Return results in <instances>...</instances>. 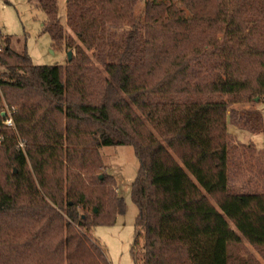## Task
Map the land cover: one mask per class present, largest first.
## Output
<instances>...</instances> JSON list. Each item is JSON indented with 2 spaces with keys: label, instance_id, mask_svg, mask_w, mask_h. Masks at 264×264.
<instances>
[{
  "label": "trees",
  "instance_id": "trees-1",
  "mask_svg": "<svg viewBox=\"0 0 264 264\" xmlns=\"http://www.w3.org/2000/svg\"><path fill=\"white\" fill-rule=\"evenodd\" d=\"M29 2L73 55L36 66L1 38L0 264H110L93 230L125 213L101 175L118 146L140 164L135 264H262L243 240L264 261V187L229 192L228 111L264 102V0H66V24ZM54 107L64 134H40Z\"/></svg>",
  "mask_w": 264,
  "mask_h": 264
},
{
  "label": "rangeland",
  "instance_id": "rangeland-1",
  "mask_svg": "<svg viewBox=\"0 0 264 264\" xmlns=\"http://www.w3.org/2000/svg\"><path fill=\"white\" fill-rule=\"evenodd\" d=\"M58 7L60 20L62 24H66V0H58ZM45 19V14L29 0H0V29L4 45L10 41L18 52L27 51L36 66L66 68L69 64V51L64 45L55 46L51 37L43 32ZM257 102L256 105L233 104L228 111L232 146L229 168L231 194L261 192L264 187V165L258 157L264 149V102ZM4 109L8 110L6 105ZM255 112L262 117V125L256 117L258 114H253ZM65 123L61 109L48 108L39 120L38 131L40 134L56 137L64 134ZM100 155L104 164L101 175L114 178V191L117 197L122 198L125 213L117 216L114 225L97 226L93 235L106 250L110 264H135L131 251L138 210L132 200V187L140 164L131 146L102 148ZM243 248L264 264L259 252L244 240Z\"/></svg>",
  "mask_w": 264,
  "mask_h": 264
},
{
  "label": "built area",
  "instance_id": "built-area-1",
  "mask_svg": "<svg viewBox=\"0 0 264 264\" xmlns=\"http://www.w3.org/2000/svg\"><path fill=\"white\" fill-rule=\"evenodd\" d=\"M2 36H3V32H2V30L0 29V48L3 46L2 42H1V38H2ZM6 124H7L8 126H12V120L9 119V120L6 122ZM22 146H23V145L21 144V147H22Z\"/></svg>",
  "mask_w": 264,
  "mask_h": 264
},
{
  "label": "water",
  "instance_id": "water-1",
  "mask_svg": "<svg viewBox=\"0 0 264 264\" xmlns=\"http://www.w3.org/2000/svg\"><path fill=\"white\" fill-rule=\"evenodd\" d=\"M72 55H73L72 52H69V53H68V56H69V62L72 60ZM258 100H259V99H257L256 101H258ZM2 116L4 117L5 114L3 113ZM100 178H102V177H100Z\"/></svg>",
  "mask_w": 264,
  "mask_h": 264
}]
</instances>
